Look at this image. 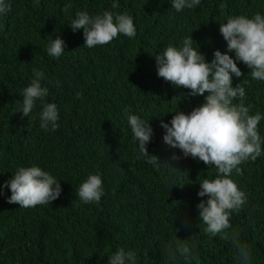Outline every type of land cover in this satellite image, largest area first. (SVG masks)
I'll return each instance as SVG.
<instances>
[{"label":"trees","instance_id":"16d2710c","mask_svg":"<svg viewBox=\"0 0 264 264\" xmlns=\"http://www.w3.org/2000/svg\"><path fill=\"white\" fill-rule=\"evenodd\" d=\"M8 2L11 11L0 14V264H108V256L121 247L137 252V264H187L182 257L162 256L174 239L195 242L191 264H240L237 249L206 234L195 212L183 227L185 233L173 231L176 219L191 213L202 199L199 178L211 170L197 158L171 161L173 152L182 153L163 142L160 121L170 122L178 109L190 113L204 97L189 98L188 89L155 76L151 45L163 31L173 29L170 20L187 25L202 3L175 16L169 10L171 0H117L118 9L111 8L114 0ZM66 4L71 6L67 13ZM83 10L127 12L137 35L122 34L109 44L84 47L83 29L73 32L69 24ZM257 11L264 14V0H228L221 21ZM189 26L208 62L216 50L227 52L221 34ZM57 35L66 46L64 54L54 58L47 46ZM229 54L235 59L234 52ZM237 65L243 76H233V86L247 80L245 104L252 106L251 114L264 116V80L251 79V69L242 61ZM34 67L45 73V101L58 106L56 131H45L36 117L29 122L16 112ZM129 114L150 120L154 134L148 151L162 161L159 170L147 158L137 159ZM258 127L264 138V119ZM164 161L187 173L172 170ZM21 166L49 171L61 182V196L32 208L9 204L11 192L3 184ZM240 167L243 175L233 174V179L248 200L238 215L233 213L231 224L250 246L251 264H264V154ZM90 174H100L103 180L105 195L99 205L85 204L77 196L78 186ZM173 192L185 196L170 202Z\"/></svg>","mask_w":264,"mask_h":264},{"label":"clouds","instance_id":"9594fccd","mask_svg":"<svg viewBox=\"0 0 264 264\" xmlns=\"http://www.w3.org/2000/svg\"><path fill=\"white\" fill-rule=\"evenodd\" d=\"M35 3L38 5L39 0H35ZM200 3L202 7L189 18L187 25L170 20L173 29L163 31L158 43L151 45L155 76L158 74L177 89H188L186 96L189 98L204 97V102L190 113L178 109L170 122L160 121L164 130L163 142L170 149H178L182 153L181 156L173 152L171 161L179 163L182 158H197L211 170V174L199 178L198 197L202 199L191 213L176 219L173 231L185 233L183 227L195 212L200 225H206V234L219 236L221 240L231 243L237 249L240 264H251V248L242 241L241 230L233 229L231 224L233 213L238 215L248 200L247 193L233 179V174L242 176L244 167L242 169L240 166L248 161L254 162L264 154V138L258 127L264 116L259 111L251 114L252 106L245 104L244 85L247 80L233 86V76H243L237 65V61H242L251 69L248 73L251 79L263 83L260 80H264V14L259 11L252 16L236 14L221 21L228 0H171L169 10H173L176 16L178 12L194 9ZM70 7L66 4L63 11L67 13ZM119 7L117 0H114L111 8ZM11 9L8 0H0V14H7ZM69 24L73 32L83 29V46L89 49L109 44L114 38H121L122 34L127 38L137 35L133 16L127 12L105 10L97 14L87 10L78 11ZM190 24L196 29L221 34L227 42V52L216 50L214 59L208 62L194 43ZM65 46V41L57 35L49 42L47 54L59 58L64 54ZM232 52L235 59L229 54ZM44 78L42 70L32 69V79L22 90L19 98L22 103L16 112L22 113L21 119L30 118L29 122L36 117L45 131H56L60 127L59 109L55 103L44 99L49 94V89L42 86ZM77 98H80L79 94ZM128 111L125 109V112ZM127 119L137 145V159L147 158V163L159 170L162 161L148 151L154 134L150 120L136 114H129ZM164 162L172 170L183 171ZM3 188L11 192L7 202L18 204L20 208L51 204L62 193L61 182L39 166L18 167L12 178L4 182ZM131 190L133 192L134 185ZM104 195L100 174L88 175L77 189L78 199L85 204L99 205ZM184 196L173 192L168 201L175 202ZM195 247L194 241L190 244L174 239L162 250V256L169 260L182 257L187 264H191ZM108 264H137V252L121 247L108 256Z\"/></svg>","mask_w":264,"mask_h":264}]
</instances>
